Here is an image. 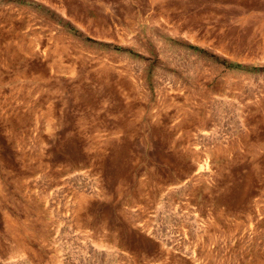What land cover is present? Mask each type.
Segmentation results:
<instances>
[{
    "label": "rangeland",
    "instance_id": "obj_1",
    "mask_svg": "<svg viewBox=\"0 0 264 264\" xmlns=\"http://www.w3.org/2000/svg\"><path fill=\"white\" fill-rule=\"evenodd\" d=\"M0 264H264V0H0Z\"/></svg>",
    "mask_w": 264,
    "mask_h": 264
}]
</instances>
